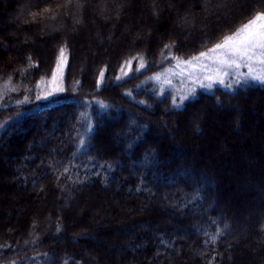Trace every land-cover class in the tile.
<instances>
[{"label":"trees","instance_id":"16d2710c","mask_svg":"<svg viewBox=\"0 0 264 264\" xmlns=\"http://www.w3.org/2000/svg\"><path fill=\"white\" fill-rule=\"evenodd\" d=\"M263 13L264 0H0V264H264V81L164 71Z\"/></svg>","mask_w":264,"mask_h":264},{"label":"rangeland","instance_id":"374dc122","mask_svg":"<svg viewBox=\"0 0 264 264\" xmlns=\"http://www.w3.org/2000/svg\"><path fill=\"white\" fill-rule=\"evenodd\" d=\"M184 9H186V8H184ZM255 18L256 17H254L251 21L255 20ZM251 21H249L245 25H249V23ZM261 25H264V20H256V22L254 24H252L251 27L248 28L247 30L239 31V33L237 32L238 34L236 33V34L232 35L231 37H233V39L231 41H228L226 48H220V49H217L215 52L212 51V52H210V54H207L206 56H203L199 59L190 60L192 62L191 64H188L186 62H178L173 67L171 64H168L164 71H171L170 72L171 75L173 73V76L177 77L179 80L186 81V82L190 81L189 83H191V84L206 83V84H211L212 86L219 85L220 83L218 82V80L220 78H223L225 82L227 80L231 81V80H234L236 78H238V79L249 78L252 81H255L256 79H253L252 77H254L257 74H261L262 72H264V63H262V61H264V49H260V48L253 49L250 52V55H252L251 60H247V59L242 60V59H239L238 56L229 57L231 59H236L237 63H239L241 65L239 68H235V67L227 68V67H225L219 63V59L222 57H225V53L228 52V50L231 49L234 45L239 44L240 41L243 40L244 37L247 36L249 32H259L261 30H264V29H261V27H260ZM244 26L241 29H243ZM81 58L83 60L84 56H82ZM66 67H67V57H65V55H63V57L60 56L58 61H57V66L55 69L54 76H53V78L49 84L48 90L51 94V97L48 98L49 100H52L55 96H58L60 94V92L63 91L62 77L65 73ZM128 70H129V67H128ZM224 72H227L228 75H226V76L223 75ZM171 75H168V76H171ZM209 77H211L212 79H209ZM256 81H260V80H256ZM220 107L221 106H216V111H220ZM251 107H252L251 112L256 114L255 110H257L258 106H255V104H254ZM234 112H235V114H237V115L239 114L242 116V115L246 114V109L241 107L240 105H236L234 108ZM263 117H264V115H263ZM207 131L208 130L205 128L204 132L206 133ZM204 132H203V135H204ZM170 134H171V132H170ZM38 144H37V146H38ZM6 149L7 148H5L4 151H6ZM33 158L34 157L32 156L31 159H33ZM31 159H29V160H31ZM29 160L27 159V161H29ZM87 210H88V208H87ZM85 213H86L85 211L83 212V214L78 212V217H82V215H84ZM96 225H99L98 227H102V225L99 224V222H97ZM107 226L105 225V227H107ZM143 230H145V229H143ZM183 240H185V239H183ZM94 243L96 245H100L99 241H97V242L95 241ZM104 245L107 246L106 250L112 251V249L114 248V246H111V245L108 246L105 243H104ZM127 248L129 249V247L125 248V246L123 245V246L118 247L116 250L118 251L119 254H122L125 251V249H127Z\"/></svg>","mask_w":264,"mask_h":264},{"label":"snow or ice","instance_id":"6c2138e0","mask_svg":"<svg viewBox=\"0 0 264 264\" xmlns=\"http://www.w3.org/2000/svg\"><path fill=\"white\" fill-rule=\"evenodd\" d=\"M256 20H264V14H258L255 20L251 21L249 25H245L243 29L238 30V33L239 31H245L248 28H250L251 25L256 22ZM260 27L261 29H264V25H261ZM232 39L233 37H227L223 44H217L210 51L215 52L217 49L226 48L228 41H231ZM255 48L264 49V30H261L259 32H249L248 35L245 36L244 39L241 40L239 44L234 45L231 49L228 50V52L225 53V57H222L219 59V63L227 68H232V67L239 68L241 65L237 63L236 59H231L229 57L238 56L239 59H242V60L243 59L251 60L252 55H250V52ZM60 55L61 57H63L64 55L63 49L61 50ZM206 55H207L206 53H201V56H206ZM193 59H199V58H193ZM186 63L191 64L192 62L187 61ZM262 63H264V61H262ZM223 75L226 76L228 75V73L224 72ZM252 78L256 80L264 81V72H262L261 74H257ZM209 79H212V78L209 77ZM218 82L220 84L225 83L223 78H220Z\"/></svg>","mask_w":264,"mask_h":264}]
</instances>
